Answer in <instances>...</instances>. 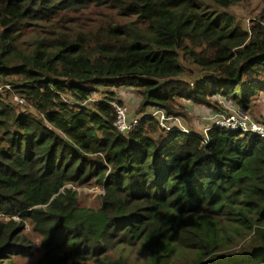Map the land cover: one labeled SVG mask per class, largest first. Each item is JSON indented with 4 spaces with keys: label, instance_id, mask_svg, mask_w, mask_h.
Returning a JSON list of instances; mask_svg holds the SVG:
<instances>
[{
    "label": "trees",
    "instance_id": "obj_1",
    "mask_svg": "<svg viewBox=\"0 0 264 264\" xmlns=\"http://www.w3.org/2000/svg\"><path fill=\"white\" fill-rule=\"evenodd\" d=\"M243 1L0 0V83L20 76L36 111L0 93V264L35 256L26 221L41 238L33 264H128L109 253L126 247L144 264H264L263 138L166 131L150 113L123 134L111 92L92 108L78 103L104 86L132 88L141 106L168 114L176 98L213 96L247 110L264 92V27L246 30L224 11ZM87 6L110 13L91 31L55 29ZM93 177L104 190L97 209L66 188Z\"/></svg>",
    "mask_w": 264,
    "mask_h": 264
},
{
    "label": "rangeland",
    "instance_id": "obj_2",
    "mask_svg": "<svg viewBox=\"0 0 264 264\" xmlns=\"http://www.w3.org/2000/svg\"><path fill=\"white\" fill-rule=\"evenodd\" d=\"M225 12L229 13L235 22L239 23L244 29L248 30L253 23H259L264 27V4L258 0H245L241 3L233 4L229 8L224 9ZM96 12V13H95ZM110 13V9L107 8H95V7H84L79 12L69 11L67 13H62L58 17L55 23V29L60 28L66 32H80L84 33L94 29L97 23V19L102 14ZM40 31L44 30V27L39 28ZM30 34L26 33L25 38L29 37ZM188 71H193L194 75H197L196 68L189 65L187 67ZM186 82H190L189 76L179 77ZM20 76L6 77L2 83H0V93L4 96L5 100L13 106L14 109L18 111H24L25 113H31L36 115L35 109L31 106L30 102L24 98L18 88L20 83ZM112 93L114 98H119L122 100V104L126 105L128 109L129 117H140L143 113H150L151 107L141 106V95H139L134 89L127 87H104L97 86V89L93 91L89 97V100L79 101L81 105L93 107L92 102L99 100L106 96V93ZM110 93V94H111ZM62 98L68 102L71 101L70 97L62 95ZM218 101V111H214L211 106L213 104L217 105L215 101ZM212 105H199L184 98H176L175 101L171 103L173 111L176 114H171L173 116L179 117L181 119V125L183 129L191 130L197 133H205L207 122L209 120V115L212 113L226 115L230 109L237 108L229 98H221L220 96H213L209 100ZM115 102V101H114ZM245 112L249 117L260 123H264V92H258L254 95L250 107H248ZM51 127V126H50ZM49 127V128H50ZM160 128V127H159ZM158 133H154L156 137ZM157 138V137H156ZM94 157V156H92ZM66 188L69 189L77 196V203L79 206L89 207L97 209L101 204V197L103 195V187L98 183L95 177L89 178L87 181L81 182L76 181L68 183ZM23 234L28 236L35 244L36 254L31 260H22L23 264H33L34 260L40 255V236L32 231L31 226L28 221H26ZM241 246L230 249V251L241 250ZM109 253L114 255H122L127 258L128 264H144L145 253L136 247L116 249L109 251ZM22 263V262H21ZM83 264H98L94 261H88ZM164 264H185L182 257H176L173 260H167ZM189 264V263H187Z\"/></svg>",
    "mask_w": 264,
    "mask_h": 264
},
{
    "label": "built area",
    "instance_id": "obj_3",
    "mask_svg": "<svg viewBox=\"0 0 264 264\" xmlns=\"http://www.w3.org/2000/svg\"><path fill=\"white\" fill-rule=\"evenodd\" d=\"M111 105L115 111L114 126L120 133L130 132L137 124L139 117H129L128 109L126 105L119 104L117 102H111ZM150 114L157 119L159 127L168 131L171 129H178L180 131H186L181 125V119L179 117L168 114L166 111L160 108L153 107ZM205 132L211 126H220L229 130H238L242 133L256 134L264 139V123L255 121L249 117V115L239 109H230L226 115L212 113L209 115Z\"/></svg>",
    "mask_w": 264,
    "mask_h": 264
},
{
    "label": "clouds",
    "instance_id": "obj_4",
    "mask_svg": "<svg viewBox=\"0 0 264 264\" xmlns=\"http://www.w3.org/2000/svg\"><path fill=\"white\" fill-rule=\"evenodd\" d=\"M186 131H188V130H186ZM186 131H183V132H186Z\"/></svg>",
    "mask_w": 264,
    "mask_h": 264
},
{
    "label": "crops",
    "instance_id": "obj_5",
    "mask_svg": "<svg viewBox=\"0 0 264 264\" xmlns=\"http://www.w3.org/2000/svg\"><path fill=\"white\" fill-rule=\"evenodd\" d=\"M122 100H124V98L122 97Z\"/></svg>",
    "mask_w": 264,
    "mask_h": 264
}]
</instances>
